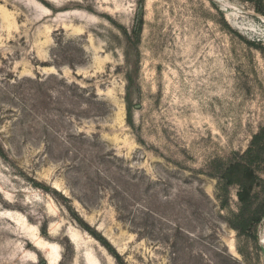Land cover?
Returning <instances> with one entry per match:
<instances>
[{"label": "rangeland", "instance_id": "1", "mask_svg": "<svg viewBox=\"0 0 264 264\" xmlns=\"http://www.w3.org/2000/svg\"><path fill=\"white\" fill-rule=\"evenodd\" d=\"M263 128L264 0H0V264H264Z\"/></svg>", "mask_w": 264, "mask_h": 264}, {"label": "trees", "instance_id": "2", "mask_svg": "<svg viewBox=\"0 0 264 264\" xmlns=\"http://www.w3.org/2000/svg\"><path fill=\"white\" fill-rule=\"evenodd\" d=\"M264 162V128L253 137L249 148L240 159L229 163L220 173V180L225 186L238 187L237 199L240 203V216L237 230L259 223L264 217V200L257 202L256 189L259 187L255 165Z\"/></svg>", "mask_w": 264, "mask_h": 264}, {"label": "water", "instance_id": "3", "mask_svg": "<svg viewBox=\"0 0 264 264\" xmlns=\"http://www.w3.org/2000/svg\"><path fill=\"white\" fill-rule=\"evenodd\" d=\"M260 250H261V253H262L263 257H264V245L263 244L260 245Z\"/></svg>", "mask_w": 264, "mask_h": 264}, {"label": "bare ground", "instance_id": "4", "mask_svg": "<svg viewBox=\"0 0 264 264\" xmlns=\"http://www.w3.org/2000/svg\"><path fill=\"white\" fill-rule=\"evenodd\" d=\"M261 244H263V245H264V240H261Z\"/></svg>", "mask_w": 264, "mask_h": 264}]
</instances>
